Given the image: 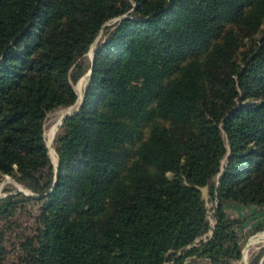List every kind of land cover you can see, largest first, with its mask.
I'll return each mask as SVG.
<instances>
[{"label": "trees", "instance_id": "trees-1", "mask_svg": "<svg viewBox=\"0 0 264 264\" xmlns=\"http://www.w3.org/2000/svg\"><path fill=\"white\" fill-rule=\"evenodd\" d=\"M101 31L54 168L47 114L77 103ZM4 175L33 195L0 197V264L239 260L222 202L264 206V0H0ZM31 200L34 234L10 262L6 229Z\"/></svg>", "mask_w": 264, "mask_h": 264}, {"label": "rangeland", "instance_id": "rangeland-1", "mask_svg": "<svg viewBox=\"0 0 264 264\" xmlns=\"http://www.w3.org/2000/svg\"><path fill=\"white\" fill-rule=\"evenodd\" d=\"M103 32L101 31L96 39V41L90 46L89 51L84 55L81 60L83 66L87 68V71L73 84L74 90L78 96L83 99L85 89L89 83V66L91 67V58L94 50L96 49L97 42L103 38ZM241 49V48H240ZM77 99V101H78ZM81 101V100H80ZM80 104V102H79ZM79 104H74L67 107L57 108L47 114L45 124H44V139L46 146L48 148L49 158L51 164L55 168V163L58 160L54 149L53 141L56 136L58 119L61 115V111H66V116L72 114L78 109ZM69 109V110H68ZM65 116V117H66ZM147 127L143 128L145 132ZM53 130L49 138V133ZM22 190V191H21ZM24 191V192H23ZM203 199L205 201V206L207 209V214L209 216V226L212 228L214 225V211L217 206V200L215 198H210L208 195L207 187L201 188ZM21 192L22 194L29 196L31 193L28 189L24 188L22 185L17 183L10 176L4 175L0 179V197L7 194H14ZM39 201L31 200L26 203V208L22 210L15 217V223L10 224L11 227H7L6 232V245L9 250V260L10 262H17V256L20 251L16 248V244L19 242L20 238L23 240V236L31 237L34 234L36 228V216L38 214ZM223 211L230 217L238 220L236 225V231L239 237V243L241 245V257L239 260L232 261L230 264H249L250 260L260 251L264 249V206L259 207L256 205H243L230 200H224L222 202ZM210 231L208 234H210ZM17 236V237H16ZM254 240V242H253ZM247 249L246 258H244V251ZM23 264V263H21ZM170 264V263H165ZM186 264V262L184 263ZM197 264H206L204 261H197Z\"/></svg>", "mask_w": 264, "mask_h": 264}, {"label": "water", "instance_id": "water-1", "mask_svg": "<svg viewBox=\"0 0 264 264\" xmlns=\"http://www.w3.org/2000/svg\"><path fill=\"white\" fill-rule=\"evenodd\" d=\"M92 63H93V55H92V58H91V66H92ZM90 72H91V67H90V69H89V74H90ZM81 101H82V98H81ZM81 101H80V103H81ZM65 116H66V114H64L63 116H62V118H61V120H60V122H59V124H58V127L62 124V122H63V120L65 119ZM58 127H57V129H58ZM49 154V153H48ZM58 160L56 161V163H55V168H57V166H58ZM22 191V190H21ZM24 192V191H23ZM28 195H33L32 193H29Z\"/></svg>", "mask_w": 264, "mask_h": 264}, {"label": "bare ground", "instance_id": "bare-ground-1", "mask_svg": "<svg viewBox=\"0 0 264 264\" xmlns=\"http://www.w3.org/2000/svg\"><path fill=\"white\" fill-rule=\"evenodd\" d=\"M80 100H81V97L78 99V101H77L76 104H79ZM68 110H69V109H68ZM65 113H67V110H66V111H61V115H60V117H59V119H58V122H60L62 116H63ZM58 124H59V123H58ZM57 127H58V125H57ZM52 133H53V130L49 133V138H50V136H51ZM253 242H254V240H253ZM246 255H247V249L244 251V258H246Z\"/></svg>", "mask_w": 264, "mask_h": 264}, {"label": "built area", "instance_id": "built-area-1", "mask_svg": "<svg viewBox=\"0 0 264 264\" xmlns=\"http://www.w3.org/2000/svg\"><path fill=\"white\" fill-rule=\"evenodd\" d=\"M207 218H209L208 214H207ZM210 233H211V232H210ZM206 235H209V234H206ZM206 235H204V237H205Z\"/></svg>", "mask_w": 264, "mask_h": 264}]
</instances>
